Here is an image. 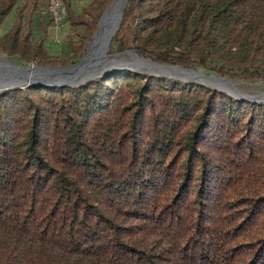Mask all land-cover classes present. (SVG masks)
Listing matches in <instances>:
<instances>
[{"label":"trees","instance_id":"trees-1","mask_svg":"<svg viewBox=\"0 0 264 264\" xmlns=\"http://www.w3.org/2000/svg\"><path fill=\"white\" fill-rule=\"evenodd\" d=\"M112 1L64 0L59 58L48 0H0V52L76 63ZM129 48L264 81V0H128ZM0 264H264V103L130 69L0 90Z\"/></svg>","mask_w":264,"mask_h":264},{"label":"water","instance_id":"water-1","mask_svg":"<svg viewBox=\"0 0 264 264\" xmlns=\"http://www.w3.org/2000/svg\"><path fill=\"white\" fill-rule=\"evenodd\" d=\"M126 2L127 0H114L108 5L100 19L98 30L87 45L88 51L84 52L79 62L75 64L59 67L34 66L24 68L16 66L9 60L0 57V90L25 88L31 84H41L50 87H79L99 76L119 69H130L165 76H168V73L170 72L178 74L175 70H172V68L180 70L187 69L201 73L204 77L214 81V83L216 81L225 83L229 81L225 77L207 74L205 71L196 70L194 68H181L178 66L159 64L142 57H140L142 60L148 62L147 65L131 64L122 59L116 58V54H108L112 37L120 27L123 18V8ZM166 68L171 69V71H164ZM177 77L178 76H176V78ZM197 80V78H189L187 81ZM198 83L203 82L198 81ZM219 90L237 97V99L240 98L264 103V100H259L255 98L256 96L245 97L241 94H238L237 96L236 92H234L236 89L234 88L232 90V86L230 89L219 88Z\"/></svg>","mask_w":264,"mask_h":264},{"label":"rangeland","instance_id":"rangeland-1","mask_svg":"<svg viewBox=\"0 0 264 264\" xmlns=\"http://www.w3.org/2000/svg\"><path fill=\"white\" fill-rule=\"evenodd\" d=\"M50 2H51V0H48V11H49V13L51 15V18H52V24L49 27V29H50V36H49V38L47 40V44L46 45H47V48L49 49V52L52 55L61 58L63 56V54H64L65 49L68 46L67 45V41L69 39V36L71 35L69 24L66 21L67 20V15H68V9H67V6H66L64 0H61V3H60V6H59L58 10L61 13H64L65 18L63 20V26H62V28H60L59 30H56L53 27V25H54V16L51 14V11H50ZM127 5H128V0H127V2L125 4L124 8H123V18H124V10L127 7ZM106 8H105V10H106ZM103 13H102V15H103ZM102 15H101V17H102ZM14 16H15V10L13 9L11 11V13L5 18V20H4L3 24H2L1 29H0V35L5 34L12 27V24H13V21H14ZM101 17H100V19H101ZM123 18H122V21H123ZM100 19H99V24H98L97 29L95 30L94 34L96 33V31L99 28ZM122 21H121V23H122ZM121 23H120V26H121ZM118 30L116 31V33L118 32ZM116 33H115V35H116ZM94 34H93V36H94ZM92 37H91V39H92ZM113 37H112V39H113ZM89 41H88V43H89ZM111 42H112V40H111ZM88 43H87V45H88ZM87 45H86V47H85V49L83 51V54H84V52H87L88 51ZM111 51L112 50H111V43H110V48H109L108 54H116V58L122 59L125 62L131 63V64L147 65L148 64L147 61H145V60L139 61L140 57L149 59L151 61H154L150 57H146V56L140 55L138 52H136L134 49H131V48L126 49V50L121 51V52H111ZM83 54H82V56H83ZM0 57L2 59L9 60L12 64H14L16 66L24 67V68L34 67V66H53V67L67 66V65H40V64H37L35 62L22 63L20 60H18L16 58H10L5 53H1V52H0ZM81 57H80V59H81ZM154 62H156V61H154ZM157 63H159V62H157ZM71 64H75V63H71ZM159 64H165V63H159ZM68 65H70V64H68ZM165 65H170V64H165ZM171 66H176V65H171ZM178 67H181V66H178ZM181 68H188V67H181ZM196 70L205 71V70H203L201 68L200 69H196ZM189 71H191V70H189ZM138 72H142V71H138ZM167 72H170V71L167 70ZM144 73H147V72H144ZM147 74H150V73H147ZM207 74H210V73H207ZM152 75H156V74H152ZM214 75H217V74H214ZM158 76H164V77H167V78H176V76H178L176 79L182 80L184 82H192V81H187V80L189 78L194 77L193 75L191 77H187V76H182V75H179V74H174V73H171V72L168 73V76L159 75V74H158ZM217 76H219V75H217ZM194 78H197V77H194ZM225 78L228 79L230 83L229 82H226V83L225 82H221L222 84H224V85L221 86L223 88L224 87H230L231 88V86H232V89L235 88L236 90H238L237 92L241 93V95H243L245 97H255V96L256 97H262V96H264V81L263 80H255V81H253V80H244V79H240V78H237V79H233V78H229V77H225ZM197 79H199V78H197ZM199 80H197L195 82H198ZM203 83L205 85L211 87V88H214V89H218L219 90L218 87H214L210 83H207V82H203ZM203 83H201V84H203ZM236 90H234V91H236ZM239 100H246V99H240L239 98ZM248 101H251V100H248ZM250 175L252 176L253 174H250ZM254 179H255V177H254ZM248 181H249V183L251 185L250 187H252V184L251 183H253V182L251 180H248ZM245 185L246 184L244 183L243 186H239V188L240 189L243 188V190H244ZM247 189H249V187H247ZM259 222H262L261 218L258 220V224L260 225Z\"/></svg>","mask_w":264,"mask_h":264},{"label":"bare ground","instance_id":"bare-ground-1","mask_svg":"<svg viewBox=\"0 0 264 264\" xmlns=\"http://www.w3.org/2000/svg\"><path fill=\"white\" fill-rule=\"evenodd\" d=\"M139 59V58H138ZM141 59V58H140ZM139 59V61H141ZM155 66H159V65H155ZM167 70H169V71H171V69H164V71H166L167 72ZM172 70H175V72H177L179 75H182V76H187V77H191L192 75L194 76V77H197V78H199L198 80L200 81V82H207V83H210V84H212L213 86H217V87H219V88H223V87H221L222 85H224V84H222L220 81H216L215 83H214V81H212V80H210V79H208V78H206V77H204L201 73H198V72H193V71H189V70H187V69H176V68H172ZM194 77H192V78H194ZM202 80V81H201ZM229 82V81H228ZM221 83V84H220ZM230 83V82H229ZM224 88H226V89H230V87H224ZM233 90V89H232ZM234 92H236V95L238 96V94H241V93H239V92H237V91H234ZM235 94V93H234ZM235 98H237V97H235ZM255 98H257V99H259V100H264V96H262V97H255Z\"/></svg>","mask_w":264,"mask_h":264},{"label":"built area","instance_id":"built-area-1","mask_svg":"<svg viewBox=\"0 0 264 264\" xmlns=\"http://www.w3.org/2000/svg\"><path fill=\"white\" fill-rule=\"evenodd\" d=\"M61 0H51L50 11L54 16V29L59 30L63 26V20L65 18L64 13H61L58 8L60 6Z\"/></svg>","mask_w":264,"mask_h":264}]
</instances>
